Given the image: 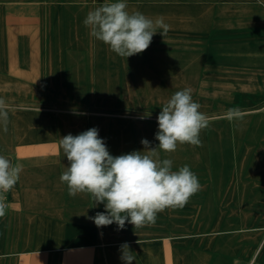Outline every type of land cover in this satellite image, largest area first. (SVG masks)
Masks as SVG:
<instances>
[{
	"label": "crops",
	"instance_id": "crops-1",
	"mask_svg": "<svg viewBox=\"0 0 264 264\" xmlns=\"http://www.w3.org/2000/svg\"><path fill=\"white\" fill-rule=\"evenodd\" d=\"M104 2L0 0V98L8 106L0 155L23 165L5 192L0 264H124V243L133 264H264V36L221 39L180 54L171 67L159 51L126 60L83 24ZM127 2L142 12L160 10L161 0ZM184 88L209 119L203 146L178 145L161 158L174 171L190 166L201 190L184 207L159 212L154 224L97 228L88 217L104 205L70 196L60 182L68 166L60 138L96 127L113 156L143 151L142 139L155 147L161 107ZM229 109L240 116L229 119Z\"/></svg>",
	"mask_w": 264,
	"mask_h": 264
},
{
	"label": "clouds",
	"instance_id": "clouds-1",
	"mask_svg": "<svg viewBox=\"0 0 264 264\" xmlns=\"http://www.w3.org/2000/svg\"><path fill=\"white\" fill-rule=\"evenodd\" d=\"M128 9L127 0H105L88 11L83 21L92 38L126 60L147 50L154 35L159 33L164 37L170 29L163 17L153 19ZM7 107L0 98V123L5 125V131ZM200 108L193 100L191 88L172 94L157 116L158 145L153 147L147 139H142L143 151L113 156L96 127L61 137L59 144L68 166L60 182L67 185L70 196L85 194L94 206L104 205L103 212L88 217L97 228L115 223L118 229H123L126 222L134 227L154 224L159 212L184 207L202 188L190 166L174 171L173 161L161 158V152L173 153L178 145L203 146L200 134L209 126V119ZM227 116L237 118L240 112L229 109ZM22 170V164L13 165L7 156L0 155V193L14 188ZM6 207L0 196V218L5 216ZM120 251L124 264H133L135 256L127 243L120 246Z\"/></svg>",
	"mask_w": 264,
	"mask_h": 264
},
{
	"label": "rangeland",
	"instance_id": "rangeland-1",
	"mask_svg": "<svg viewBox=\"0 0 264 264\" xmlns=\"http://www.w3.org/2000/svg\"><path fill=\"white\" fill-rule=\"evenodd\" d=\"M170 2L161 0L158 11H142L150 18L163 17L164 21H169V25L173 22L179 25L171 26L164 37L159 33L154 35L149 48L144 51H159L164 54V56L159 55V59L170 57L168 64L166 63L168 67L173 66L171 63L181 64L182 60L177 58L180 54L198 50L201 47L207 50L212 49L221 39L229 37L245 40L248 36H264V0H186V6L177 0ZM167 7L174 10H164ZM184 7L186 11L182 9ZM201 23H206V26L180 27V24L202 25ZM163 67H165L164 64ZM100 94L96 93V98ZM142 94L147 95L145 92ZM113 95L116 101L119 94ZM161 96L159 92L158 98ZM140 97L144 96L139 95L138 98ZM126 99L130 102L129 96ZM114 114L116 113L113 112L112 115Z\"/></svg>",
	"mask_w": 264,
	"mask_h": 264
},
{
	"label": "built area",
	"instance_id": "built-area-1",
	"mask_svg": "<svg viewBox=\"0 0 264 264\" xmlns=\"http://www.w3.org/2000/svg\"><path fill=\"white\" fill-rule=\"evenodd\" d=\"M0 196H3V198H5V192L0 193ZM4 202H5V199H4ZM5 203H6V202H5Z\"/></svg>",
	"mask_w": 264,
	"mask_h": 264
}]
</instances>
